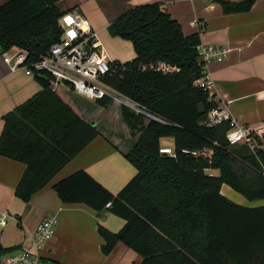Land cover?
Instances as JSON below:
<instances>
[{
    "label": "trees",
    "instance_id": "16d2710c",
    "mask_svg": "<svg viewBox=\"0 0 264 264\" xmlns=\"http://www.w3.org/2000/svg\"><path fill=\"white\" fill-rule=\"evenodd\" d=\"M256 1L221 4L232 14L250 11ZM70 12L61 0H7L0 5L1 52L22 48L39 60L61 41L59 20ZM108 32L130 41L136 59L112 62L114 76L107 84L164 123L122 106L123 122L138 137L125 154L135 177L113 195L79 171L54 186L60 200L125 220L117 233L98 227L105 255L121 242L141 264H264V206L243 207L221 194L228 185L249 202L264 200V145L255 152L231 147L227 124H207L217 104L195 84L205 66L198 49L201 32L186 36L163 3L130 8L110 22ZM159 64L170 70H158ZM38 83L41 91L3 118L0 137V155L27 165L16 189L23 202L99 135L64 92L51 89L48 77H38ZM96 103L107 108L113 101ZM163 140H172L174 156L160 152ZM203 150L212 151L211 158L193 154ZM14 252L0 243V261Z\"/></svg>",
    "mask_w": 264,
    "mask_h": 264
},
{
    "label": "crops",
    "instance_id": "0c3cea01",
    "mask_svg": "<svg viewBox=\"0 0 264 264\" xmlns=\"http://www.w3.org/2000/svg\"><path fill=\"white\" fill-rule=\"evenodd\" d=\"M6 1L0 0V5ZM222 1L240 3L244 0H134L124 9L104 15L109 26L132 7L163 3L186 36L201 32V45L228 50L223 62L205 67L210 96L215 103H228L240 125L258 128L264 124V0H257L248 12L232 14L224 13ZM83 8V13L74 11L88 17L89 9ZM91 20L100 37L103 27ZM111 38L114 42L117 39ZM135 59L133 49L129 61L109 60L125 64ZM40 91L38 78L9 73L0 50V137L3 118ZM64 93L68 96L67 103L95 126L99 135L28 202L16 196L27 165L0 155V219L4 214L8 216L6 225H0V243L4 248H15L16 252L31 248L38 225L45 218L56 216L58 225L54 236L42 252L45 258L57 264H141L142 258L121 242L109 255L102 253L105 241L98 227L117 233L125 226L124 219L109 210L98 214L85 204H64L54 189L63 179L85 171L110 193L119 194L136 175V169L125 154L138 137L133 138L123 122L120 104L113 102L103 108L73 92ZM112 119L120 124L115 130L106 122ZM162 145L173 148L172 140H163ZM209 173L217 174L216 171ZM221 194L243 207L264 206V200L249 202L228 185L222 186Z\"/></svg>",
    "mask_w": 264,
    "mask_h": 264
},
{
    "label": "built area",
    "instance_id": "2783aa9c",
    "mask_svg": "<svg viewBox=\"0 0 264 264\" xmlns=\"http://www.w3.org/2000/svg\"><path fill=\"white\" fill-rule=\"evenodd\" d=\"M59 26L63 31L61 41L54 44L48 54L37 61H33L29 51L22 48L1 52V60L9 73L32 78L48 77L53 91H70L91 101L108 98L148 119L164 123L145 107L121 96L107 84L106 79L114 76L112 62L101 44L99 32L94 28L92 20L77 11H72L59 20ZM198 49L205 66L203 77L195 84L209 91V78L205 73V67L213 62H223L228 50L207 45H200ZM145 69L146 67L142 68ZM151 69H154V66H151ZM157 69L170 70L164 64H159ZM216 104L208 113L207 124L211 127L227 124L229 129L226 140L231 147L245 145L250 151L255 152L264 145V124L258 128L242 126L233 116L228 103ZM160 152L174 156V150L170 147H164ZM193 154L211 158L212 151L203 150ZM110 206L109 203L106 208ZM7 218L8 216L4 214L0 219L1 226L6 225ZM57 225L56 216L45 218L35 231L32 247L5 256L0 264H57L45 258L42 253L45 245L53 238Z\"/></svg>",
    "mask_w": 264,
    "mask_h": 264
},
{
    "label": "rangeland",
    "instance_id": "374dc122",
    "mask_svg": "<svg viewBox=\"0 0 264 264\" xmlns=\"http://www.w3.org/2000/svg\"><path fill=\"white\" fill-rule=\"evenodd\" d=\"M130 1L134 0H61V4L63 9L69 11L78 10L82 12V9H84L83 6L89 9L90 14H87L89 19H93L99 26L103 27L100 34V41L106 49L109 59L113 60L114 58H118L120 61H129L133 57L132 43L120 38H117L115 42L113 41L114 39L111 38L108 32L107 18L104 13H111L115 9L122 10ZM82 99L85 98L82 97ZM118 106L121 107L122 105ZM145 121L148 122L149 120L146 119ZM106 122L109 124L108 127L111 128V130H115V128L117 129L120 126V124L117 123L118 121L116 122V120L113 119ZM123 140L125 139L123 138Z\"/></svg>",
    "mask_w": 264,
    "mask_h": 264
},
{
    "label": "snow or ice",
    "instance_id": "6c2138e0",
    "mask_svg": "<svg viewBox=\"0 0 264 264\" xmlns=\"http://www.w3.org/2000/svg\"><path fill=\"white\" fill-rule=\"evenodd\" d=\"M70 22V21H69Z\"/></svg>",
    "mask_w": 264,
    "mask_h": 264
}]
</instances>
